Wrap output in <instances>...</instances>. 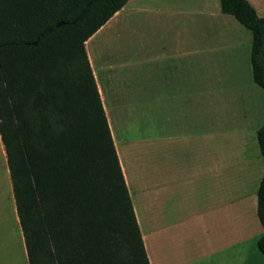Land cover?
<instances>
[{
    "label": "trees",
    "instance_id": "obj_1",
    "mask_svg": "<svg viewBox=\"0 0 264 264\" xmlns=\"http://www.w3.org/2000/svg\"><path fill=\"white\" fill-rule=\"evenodd\" d=\"M127 2L0 0V140L28 264H149L85 51ZM219 10L250 32L264 92V18L247 0ZM256 141L264 159V123ZM256 217L264 259V171Z\"/></svg>",
    "mask_w": 264,
    "mask_h": 264
},
{
    "label": "crops",
    "instance_id": "obj_2",
    "mask_svg": "<svg viewBox=\"0 0 264 264\" xmlns=\"http://www.w3.org/2000/svg\"><path fill=\"white\" fill-rule=\"evenodd\" d=\"M130 2L128 0L85 42V51L148 262L260 264L262 255L256 242L263 229L256 217V200L253 195L239 197L238 192L230 200L234 192H230L227 144L226 155L222 158L221 153L217 161L213 158L211 85L208 94L204 92L210 104L208 127L203 129L193 123L168 129L164 121V105H176L179 111L181 103L196 100L198 68H202L206 76L207 70L212 68L213 54L217 52L211 46L214 32L218 31L219 37L224 35L213 27L214 16L220 18L221 13L215 15L208 9L210 0L197 1L200 7L194 15L201 21L198 53L202 55V62L199 64L194 47L176 51L161 47L156 54L144 50L139 62L129 59L120 62L106 53L97 54L96 37L105 30L124 28L133 8L129 7ZM180 6V0H172L168 14L173 30L179 28ZM247 40L244 38V43L241 37L229 40L232 47L226 49L231 55L227 60L232 64L228 72L235 70L241 49L244 60V56L250 57V51L248 55L245 50L248 46L244 48ZM249 46L251 49V42ZM219 61L223 63V58ZM124 71L138 77L126 81L135 91L130 90L132 93L128 94L126 91L125 97L117 88L119 74ZM103 76L109 81V93L102 83ZM245 108L234 126L238 136L249 133L251 111ZM115 118L125 119L121 129ZM241 152L242 147L234 158L239 165ZM0 264H28L1 140Z\"/></svg>",
    "mask_w": 264,
    "mask_h": 264
},
{
    "label": "rangeland",
    "instance_id": "obj_3",
    "mask_svg": "<svg viewBox=\"0 0 264 264\" xmlns=\"http://www.w3.org/2000/svg\"><path fill=\"white\" fill-rule=\"evenodd\" d=\"M180 1L179 28L173 30L168 14L172 0H131L129 7L133 8L125 20L124 28H120V26L119 29L105 30L96 37V41H98L96 42L97 54L106 53L113 60L117 59L120 62H126L127 59L139 62L142 51L156 54L161 47L172 51L194 47L198 53L200 51L198 28L201 26V21L194 13L199 10L200 5H197L198 0ZM248 2L258 16L264 18V0H248ZM208 9L215 15L218 14L220 12L219 0H210ZM220 16V18L214 16L213 27L215 30L223 31L224 35L219 37L218 31L214 32L211 46L217 52L213 54L215 60L213 59L212 68L207 70L206 76L203 69L198 68L196 100L181 103L179 111L176 105H164V121L168 125L166 126L168 129L182 125L189 126L193 123L203 129L208 127L210 104L208 98L205 100L204 92L206 91L208 94L211 85L213 158L217 161V156L220 157L221 153L223 158L226 155L227 144L230 192L231 190L234 192L230 196V200L238 192L239 197L241 195H245V197L253 195L255 201L256 189L264 170V159L260 156L255 136L256 131L264 123V92L252 81L249 58L246 59L244 56L245 60L243 59V49L236 57L237 62H235V70L233 68L231 71L232 75L231 72H228L232 64L229 65L230 61L227 60L231 57L230 51L226 50L229 46V40L241 37L243 41L244 38H247L248 42L245 43L244 48L248 46L245 50L249 55L251 34L247 29L240 27L241 25L232 16L229 17L230 19L221 14ZM219 58H223V63L218 62ZM196 61L198 64L202 62L201 54L196 55ZM119 76L121 78L117 84L120 86L117 88L125 97L126 91L128 94V92L132 93L130 90H133L126 84V81L138 79V77L128 71L121 72ZM226 76L229 77L226 78ZM102 83L105 91L109 93V81L105 76L102 78ZM206 101L207 103H205ZM245 107L251 111V124L247 129L249 133H246L245 136L243 134L238 136L234 126L238 124L240 111L245 110ZM115 119L116 124L119 125L118 128L121 129L125 119ZM241 147L243 157L239 165L234 158L238 151L240 152ZM214 179L217 180V178ZM234 198L236 199V197ZM260 264H264L262 256H260Z\"/></svg>",
    "mask_w": 264,
    "mask_h": 264
},
{
    "label": "water",
    "instance_id": "obj_4",
    "mask_svg": "<svg viewBox=\"0 0 264 264\" xmlns=\"http://www.w3.org/2000/svg\"><path fill=\"white\" fill-rule=\"evenodd\" d=\"M60 25H61V23L56 24V25L54 26V28H58Z\"/></svg>",
    "mask_w": 264,
    "mask_h": 264
}]
</instances>
